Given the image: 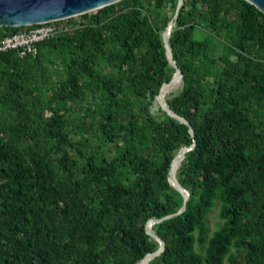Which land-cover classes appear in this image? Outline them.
Here are the masks:
<instances>
[{
  "label": "trees",
  "instance_id": "trees-1",
  "mask_svg": "<svg viewBox=\"0 0 264 264\" xmlns=\"http://www.w3.org/2000/svg\"><path fill=\"white\" fill-rule=\"evenodd\" d=\"M176 3L120 0L35 57L0 52V264H138L159 246L145 223L182 206L168 171L193 141L175 172L185 208L151 226L164 249L148 264H264V15L182 0L164 99L185 125L155 101Z\"/></svg>",
  "mask_w": 264,
  "mask_h": 264
},
{
  "label": "water",
  "instance_id": "water-1",
  "mask_svg": "<svg viewBox=\"0 0 264 264\" xmlns=\"http://www.w3.org/2000/svg\"><path fill=\"white\" fill-rule=\"evenodd\" d=\"M118 1L120 0H0V27H29L33 25L68 19L76 16H81L83 14H88L92 11L100 10L105 6L114 4ZM243 1L254 6L259 12L264 15V0ZM181 5L182 0H177L172 18L167 23V26L171 25V29L175 23ZM170 32L168 33L167 37H164L163 31L161 34V38L166 60L168 61L169 65L175 69V71L170 81L161 85L159 92L155 97V101L160 107V109L164 111L167 115L179 121L180 123L187 125V122L183 118L177 116L171 110H169L167 103L164 99V96L170 91L174 90L179 85V82L181 80V72L176 67L175 62L172 59L171 51L168 45V38ZM173 80H177V85L175 87L169 88L163 96L162 93L168 88V86L173 82ZM188 132L191 136L193 135L190 128H188ZM194 144L195 143L193 141L190 146L182 147L178 150V152L170 163V168L168 171L169 185L181 194L183 198L182 206L174 214L167 215L157 220L149 219L145 223V232L150 235L154 240H156L159 246L155 252L146 254L138 264H148L150 260H152L154 257H157L164 249L163 241H161L158 237L153 234V232L151 231V226L153 224L179 215L185 208V203L188 199V192L178 184L177 179L175 177V172L179 167L180 163L174 171L172 170V164L177 157H180L181 162L184 157V153L191 150L194 147Z\"/></svg>",
  "mask_w": 264,
  "mask_h": 264
},
{
  "label": "built area",
  "instance_id": "built-area-1",
  "mask_svg": "<svg viewBox=\"0 0 264 264\" xmlns=\"http://www.w3.org/2000/svg\"><path fill=\"white\" fill-rule=\"evenodd\" d=\"M74 18L29 26L5 36L0 40V52L15 50L20 58L35 57L38 43L54 39L80 28V22H75Z\"/></svg>",
  "mask_w": 264,
  "mask_h": 264
},
{
  "label": "rangeland",
  "instance_id": "rangeland-1",
  "mask_svg": "<svg viewBox=\"0 0 264 264\" xmlns=\"http://www.w3.org/2000/svg\"><path fill=\"white\" fill-rule=\"evenodd\" d=\"M95 12L96 11H92L88 13L87 15H92ZM73 20L75 22H80L82 19L80 16H77ZM25 28H28V27H25ZM107 71H110V70H107ZM205 222H206V227L208 229V236H210V234L214 232L221 225V221L218 218V204L217 203H215L214 207L206 215Z\"/></svg>",
  "mask_w": 264,
  "mask_h": 264
},
{
  "label": "bare ground",
  "instance_id": "bare-ground-1",
  "mask_svg": "<svg viewBox=\"0 0 264 264\" xmlns=\"http://www.w3.org/2000/svg\"><path fill=\"white\" fill-rule=\"evenodd\" d=\"M170 29H171V25H168L167 27H166V29H165V31H164V37H167V35H168V33L170 32ZM177 85V80H173V82L168 86V88L162 93V95L164 96L165 95V93H166V91L169 89V88H172V87H175ZM180 163V157H178L174 162H173V164H172V170L174 171V170H176V165H177V163ZM179 163H178V165H179Z\"/></svg>",
  "mask_w": 264,
  "mask_h": 264
}]
</instances>
